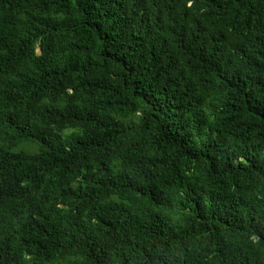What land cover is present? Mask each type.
<instances>
[{
  "label": "trees",
  "instance_id": "trees-1",
  "mask_svg": "<svg viewBox=\"0 0 264 264\" xmlns=\"http://www.w3.org/2000/svg\"><path fill=\"white\" fill-rule=\"evenodd\" d=\"M0 264H264V0H0Z\"/></svg>",
  "mask_w": 264,
  "mask_h": 264
}]
</instances>
